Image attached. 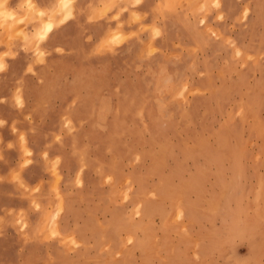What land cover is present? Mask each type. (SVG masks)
I'll return each mask as SVG.
<instances>
[{
    "label": "rangeland",
    "instance_id": "obj_1",
    "mask_svg": "<svg viewBox=\"0 0 264 264\" xmlns=\"http://www.w3.org/2000/svg\"><path fill=\"white\" fill-rule=\"evenodd\" d=\"M140 1L0 7V264H264V0Z\"/></svg>",
    "mask_w": 264,
    "mask_h": 264
},
{
    "label": "crops",
    "instance_id": "obj_2",
    "mask_svg": "<svg viewBox=\"0 0 264 264\" xmlns=\"http://www.w3.org/2000/svg\"><path fill=\"white\" fill-rule=\"evenodd\" d=\"M3 1L4 4H7L9 7L4 5ZM3 1L0 0V7L4 6L3 8L1 7L2 9L15 8L17 5L23 2V0ZM34 1L38 7L47 8L51 0ZM154 3L155 0H141L136 7L138 10L141 9L144 11H149ZM86 4V0H76L77 10L73 11L75 14L73 15L74 17H68L64 21H61V17H55L54 21L56 24L47 33L45 38L40 41L41 45L45 49H49L51 51V54H54V50L56 48L67 47L69 45V38H71L70 36L73 34L75 28H77L75 21L82 20L87 16ZM121 15H123V17L127 16L125 12H123ZM86 27L91 32V25H87ZM27 28L29 31L32 29L30 24L27 26ZM29 31L28 35H30ZM6 33V31H0V63L2 64L0 67V97L4 95L6 97L5 102H8V104L12 103V106H14L11 99V93H13L16 87L15 79L16 77H26L32 74L30 71H28L27 65L28 63L32 64L37 56L30 49H24L23 42L20 39L13 37L7 41ZM25 39L28 40L27 37ZM1 104L2 103H0V105Z\"/></svg>",
    "mask_w": 264,
    "mask_h": 264
},
{
    "label": "bare ground",
    "instance_id": "obj_3",
    "mask_svg": "<svg viewBox=\"0 0 264 264\" xmlns=\"http://www.w3.org/2000/svg\"><path fill=\"white\" fill-rule=\"evenodd\" d=\"M62 3H64V2H62ZM62 6H65V5H62ZM62 6H61V7H62ZM1 7H2V6H1ZM3 7H4V6H3ZM3 7H2V8H3ZM35 8H36V7H35ZM3 10H4V9H3ZM47 15H48V14H47ZM65 16H66V15H65ZM41 17H43V16H41ZM61 17H62V16H61ZM9 18H10V17H9ZM47 19H48V18H47ZM48 21H49V19H48ZM48 21H47V22H48ZM50 21H51V20H50ZM42 23H43V22H42ZM41 27H43V26L41 25ZM41 27H38V29H36L38 33L41 31V30H40ZM39 28H40V29H39ZM51 29H52V23L49 22V23H47L44 32L47 33V32H49ZM42 30H43V29H42ZM35 33H36V32H35ZM39 34H40V33H39ZM40 35H41V34H40ZM44 35H46V34H44ZM36 36H37V34H36ZM41 36H43V35H41ZM41 38H42V37H41ZM44 38H45V37H44Z\"/></svg>",
    "mask_w": 264,
    "mask_h": 264
}]
</instances>
